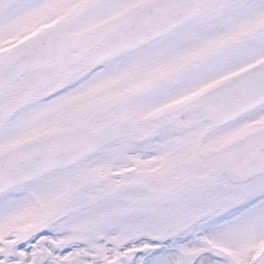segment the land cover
I'll return each instance as SVG.
<instances>
[{"label": "snow or ice", "instance_id": "snow-or-ice-1", "mask_svg": "<svg viewBox=\"0 0 264 264\" xmlns=\"http://www.w3.org/2000/svg\"><path fill=\"white\" fill-rule=\"evenodd\" d=\"M0 264H264V0H0Z\"/></svg>", "mask_w": 264, "mask_h": 264}]
</instances>
